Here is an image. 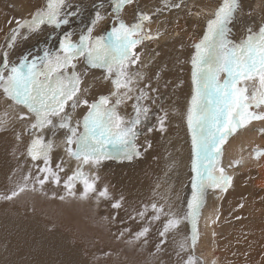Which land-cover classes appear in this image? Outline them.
<instances>
[{
  "label": "snow or ice",
  "instance_id": "6c2138e0",
  "mask_svg": "<svg viewBox=\"0 0 264 264\" xmlns=\"http://www.w3.org/2000/svg\"><path fill=\"white\" fill-rule=\"evenodd\" d=\"M135 2L110 0L111 13L115 18L107 35L94 34L97 26L109 15L102 11L101 4L78 39H73L75 33L67 32L59 43L58 51L45 50L42 56L31 58L25 55L17 62L10 59L9 50L15 48L19 39H28L29 34L38 33L45 25L53 28L67 25L69 16L76 15L78 10L67 0H47L45 6L37 8L28 18L13 17L8 21L15 27L9 29L4 50L0 51V96L19 109L17 119L30 124L25 129L31 136L27 156L34 162L36 173L29 171L9 193L0 194V199L11 201L28 191H42L49 183L63 187V195L53 193V198L61 201L92 197L113 199L107 186L97 188V170L105 160L131 161L134 156L141 155L136 144L138 125L151 111L145 103L152 99L150 92L158 91L152 88L150 80L144 83L146 76L139 70L138 47L162 35L159 30L153 34L149 27L153 15L161 9L157 8L155 13L139 11L135 22L126 23L119 14L125 6ZM184 4L185 0H173L171 4L166 0L164 6L180 9ZM240 11V0H219L214 10L205 16L206 27L202 37L192 45V93L186 114L191 134L192 171L195 173L192 196L183 218L171 213L170 209L166 212L162 204H151V220L164 218L163 228L159 231L160 244L165 242L164 238L170 231L178 228L181 219H187L192 225L191 246L194 249L197 219L206 192L209 189L226 192L233 179L221 163L223 145L253 121L264 122V22L258 30L247 27V35L236 42L230 38L229 25ZM196 15L199 17L202 13L197 11ZM81 63L88 66L84 72L78 71ZM89 69L102 70L103 79L113 86L109 94L89 99L88 89L83 86ZM129 100L133 101L134 117H126L119 110ZM78 108H83L84 112L75 118L72 113ZM166 119L167 112L158 118L161 133L166 131ZM7 123V120L0 119V129H6ZM61 131L64 152L69 161L76 162L71 174L65 176L61 173L68 172L65 167L67 161L61 160L52 166L51 155L56 145L46 136L48 132L56 136ZM260 131L264 132V128ZM17 139H20L19 135ZM261 157H264V149L254 150V158L259 160ZM240 163L236 160L228 167ZM78 184L82 187L79 193L76 191ZM122 201L121 196L112 203V208L119 210ZM147 209L145 205L144 211L136 215L144 218ZM125 231L130 232V229L121 231L119 236L123 237ZM149 231L147 226L141 228L134 233V240L146 244ZM159 247L157 245L158 250ZM180 247L184 249L185 244ZM183 264H198V261L189 254Z\"/></svg>",
  "mask_w": 264,
  "mask_h": 264
},
{
  "label": "rangeland",
  "instance_id": "374dc122",
  "mask_svg": "<svg viewBox=\"0 0 264 264\" xmlns=\"http://www.w3.org/2000/svg\"><path fill=\"white\" fill-rule=\"evenodd\" d=\"M99 2V5H103V9L106 7L110 10H102L109 15L102 24L97 26L94 34L107 35L111 31L115 16L111 13L110 4L102 3V0ZM165 2L166 0H136L134 4L125 6L119 14L121 19L131 24L135 22L134 16L137 12L155 13L159 8L161 11L153 16L160 15L159 18H163L169 36H176L162 40L159 47L152 52L146 50L147 41L138 47L139 70L146 76L144 83L150 80L152 88L158 90L150 92L152 99L145 103L151 111L147 119L142 118V123L138 125L139 135L136 144L141 155L134 156L131 161L105 160V163L97 170L99 180L96 186L98 189L107 186L113 197L112 200L92 197L83 200L67 198L61 201L58 198H53V193L57 196L63 195V187H57L51 183L46 184L42 191H28L11 201L0 199V210L6 211V208L10 207L12 210L8 209L13 215H19L20 219L29 221L24 230L22 225L19 228L14 226L13 229H7L9 235H3L8 239L0 242V248L4 249V252L0 251L1 264H22L25 262L26 264H61L62 262V264H78L77 262L80 264H183L189 254L194 255L190 246L192 225L187 219H181L178 228L166 235L163 244H160L162 238L159 236V231L163 228L164 218L162 217L160 221L151 220L153 215L151 204L153 202L164 205L166 212L170 209L171 213L183 218L188 211L187 201L192 196V181L195 176L191 166L192 145L187 143L189 139L191 140V134L186 121L187 107L192 93L191 56L194 54V48L193 44L172 32L177 25L186 30L189 25L194 26V24L189 23L188 18H177L173 14L176 9L166 8ZM167 2L171 4L173 0H167ZM41 3L44 6V0H37L34 9L36 10ZM89 3L87 0L83 4L88 6ZM184 6L186 5L184 4ZM13 10L15 9L11 7L10 0H0V14H7L5 16L7 22L13 17L19 18ZM85 14L83 11L82 15ZM241 17L243 21L249 18L247 23L249 26L255 25L254 30H258V26L261 24L251 19L252 13L244 15L240 11L232 25L229 26L230 38H235L236 40H233L237 42L239 39L233 28L237 22H240L238 19ZM72 18L75 19V17ZM197 22L201 34L205 31L206 26L200 25V21ZM88 23L90 24V22ZM89 24L85 21L84 25L86 26L75 31L76 35L73 36V39H78V35L85 31ZM154 24L155 20L153 19L151 25ZM14 26H10L2 34L3 27L0 25V38H5L9 34V29ZM46 31L54 32L49 29ZM60 41L61 39L58 41L57 48L53 50L54 52L59 50ZM50 43L54 42L51 40ZM44 51L39 55L42 56ZM19 53L13 55L11 59L13 62H17L25 56L23 55L24 51H19ZM157 53L159 54L157 55ZM17 54L19 57H14ZM26 55L29 58L33 56L29 53ZM11 56L10 53V58ZM87 67L86 64L81 63L78 66V71L84 72ZM95 73L98 76L92 77ZM83 86L88 89L89 99L107 95L113 90L111 83L103 79V72L100 69H89L84 77ZM9 103L0 96V119L8 121L6 129H0V134L3 135L7 143L4 155L8 165L5 174L0 179V194L9 193L29 171L33 174L36 173L34 162L27 156V147L31 138L25 129L29 128L30 124L27 121L16 119V117L9 119L12 112L15 109L17 111V108L8 110ZM132 104L131 100L122 104L119 109L121 114L126 117H134ZM83 112V108H78L72 114L78 118ZM165 112H167L166 131L161 133L158 130L157 121ZM150 128L152 131H148ZM255 128L260 131L264 126H255ZM260 133L264 132L260 131ZM57 134L60 138L57 139L58 141L52 133H46L47 138L53 139L56 145L51 155V163L55 167L61 160L67 161L65 167L68 172L61 173L62 176H65L71 174L76 162L69 161L66 153L62 152L64 149L61 143L63 134L59 132ZM18 135L20 136L19 140L17 139ZM188 145L189 150L187 149ZM256 149H264V147L259 146ZM69 164L72 165L67 166ZM41 166L43 165L41 164ZM260 178L254 168L238 169L228 190L219 194L217 198L219 204L218 232L197 236L195 245L199 243L211 249L215 255L216 264L264 263V211L257 212V209L264 206V188H259V185H256ZM29 187L31 188V184ZM37 187L39 188L38 185ZM76 191L77 193L82 191L79 184ZM121 196L123 197L122 207L119 210L113 209L112 203L120 199ZM145 205L148 206V209L145 217L141 218L136 213L144 211ZM33 220L38 225V228H34L35 231L32 230ZM249 223L253 226H249ZM246 225L249 226L246 227L247 230ZM2 226L4 224L0 225L1 229H3ZM145 226L150 228L146 244L143 241H135L133 238L134 233ZM125 229H130V232L125 231L124 236L120 237L119 233ZM34 237L39 238V245L44 246L45 250L41 252L36 250ZM227 239H233V246H225L224 242ZM42 241L45 242L42 244ZM240 243H242L244 257L233 250ZM181 244H185L184 249H181ZM157 245H160L159 250ZM54 246L56 247L53 248ZM22 247H25L26 250ZM252 247H255V250ZM61 250L67 257H60ZM262 252L263 256L260 255ZM177 253L180 255L178 256ZM252 254L255 256L253 257ZM258 255L262 258H259ZM195 257L198 264H204L201 256L196 255Z\"/></svg>",
  "mask_w": 264,
  "mask_h": 264
},
{
  "label": "bare ground",
  "instance_id": "6f19581e",
  "mask_svg": "<svg viewBox=\"0 0 264 264\" xmlns=\"http://www.w3.org/2000/svg\"><path fill=\"white\" fill-rule=\"evenodd\" d=\"M46 2H47V0H44V6H45ZM67 2L70 5H72L74 9L78 10L76 15L69 16V21H70L69 24L61 25L60 28H53L51 26L45 25V26H42L41 31H39L38 33L29 34L28 39H19L16 43L15 48H14L15 50L14 49L9 50L10 53L12 54L10 59L13 58L14 54H16V53L20 54L19 51L20 52L24 51L23 55H26L29 53L33 56H36V53H38L37 55L42 54L41 52L43 50H46V49L50 52H54L53 50H55V48H57V46H58V41L60 39L62 40V36H64L65 33H67V32L75 33V31H78L79 29L81 30L83 27L86 26V25H84L85 21L87 24H89L88 22H90V20L92 19L94 12H95V9L100 4L99 0H95V1L94 0H88V2H90L88 4V6L83 4L84 2H87V0H67ZM216 2H218V0H186V2H185L186 6L183 5L182 10L176 9L173 14H175L177 16V18H188V22L191 24H194V26L189 25V27L186 30H184V28H182L180 25H177L172 30V32L176 33L177 36H182V38L190 44H193L194 42H198V40L201 38L203 33L200 34L199 23L197 21H200V25L206 26L205 16L207 14H210L212 12V10H214V8L217 5ZM102 3L110 4V0H102ZM240 3H241V12H243L244 15L245 14L248 15V14L252 13L251 19L254 20V22H256V23L257 22H259V23L264 22V11H262V6H264V0H240ZM10 4H11V7H13L15 9L13 11H15L18 14V17L28 18L30 16V14L35 11L34 8L36 7L37 0H10ZM136 5L138 6V4H136ZM41 7H43V3H41V5L38 6L37 8H41ZM70 10H72V9H67L66 11H70ZM102 10L103 11H109L110 9L105 7ZM83 11L86 13L85 15H82ZM197 11H200L202 13V15H200L198 17L196 15ZM132 13H134V11H132ZM5 16H7V14H0V19L4 21V23H2V27H3L2 34L7 31V28L15 25L14 23L10 25L6 21ZM72 17H75V19H73ZM88 17H89V20H88ZM159 17H160V15L153 16V19L155 20V24L153 26L150 24L149 27L152 29L153 34H155L157 32V30H159V32L162 33V35L160 36L159 39H154L152 41L146 42V50L148 52H152V51H154L155 48L159 47V44L162 42V40H166L167 38H175L176 37L174 35L172 37L169 36L167 26L165 23H163V18L162 17L159 18ZM248 19L246 18V20L243 21L242 17L239 18L238 20L240 22H237L233 28L235 30L234 33H235L236 37L239 39V41L246 36L247 27H252L254 29L255 25H252V26L248 25V23H247ZM87 20H88V22H87ZM134 20H135V16H134ZM251 24H253V23H251ZM230 25H232V24H230ZM46 29L53 30L54 32L49 33L48 31H46ZM66 29H68V30L65 31ZM46 33H49V34H46ZM233 39H235V38H233ZM51 40L54 43H50ZM4 41H6V37L0 38V49H1V51L4 50V45H5ZM12 51H13V53H12ZM18 54H17V56H14V57H19ZM95 76H98V74L95 73V74H93L92 77H95ZM14 108H16V106L10 105V103L7 106L8 110H12ZM15 110L8 117L9 119H12L13 117H16V119H17L19 109L17 108V111H15ZM255 126L262 127V126H264V122L253 121L251 124L247 125L246 127L239 129L236 133H234L231 137H229V139L223 145L224 151H223V156L221 157V163L226 168L228 174L231 175L232 177L236 176V172L240 168L244 169V170L254 168L257 171L258 175L261 177L259 180H257L256 185H259V188H264V157H261L259 160L254 158V150H256V148L259 146L264 147V133H260L259 129L255 128ZM59 133H62V131ZM0 135H1L0 136V179H1V177H3V175L6 172V170H7L6 167H8V165H7V162L5 159V155H4V151L6 149L7 143L5 142V138L3 137V135L2 134H0ZM30 138H31V136H30ZM55 139L56 140L60 139L58 134H56ZM187 143L190 144V146H191V140L190 139L188 140ZM187 149L188 150L190 149L189 145H188ZM62 152H64V149L62 150ZM185 154H186V152L184 153V156H185ZM190 157H192L191 154H190ZM186 158H187V156H186ZM236 160L241 161V163L238 166L229 168L228 167L229 164L232 163L233 161H236ZM106 164H105V166H107ZM70 165H72V164H69L67 166H70ZM221 193H222L221 191L214 190V189H212V191H211V189H209L206 192L204 202L201 206V209H200V212L198 215V219H197V236H199V235L202 236L204 234H206V235L214 234V233L218 232L217 219L219 216V213H218L219 204L217 202V198H218V195ZM185 196H186V194H185ZM186 201H187V199H186ZM8 208H10V207H8ZM8 208H6V211L4 209L0 210V225L4 224V226H2L3 229L0 228V242L8 239V237H6V236L3 237L4 234L9 235L8 231H7L8 228L13 229L14 226L19 228V226L22 225L23 230H24V227H26V225L29 223V221L20 219L19 215H13L12 212ZM263 211H264V206H262V208H260V209H257L258 213L263 212ZM5 213H7L8 215H6ZM33 222H34V226H33L32 230H34V228H38L36 221L33 220ZM248 225L251 227L253 226L251 223H249ZM248 225H246L245 228L249 227ZM246 230H247V228H246ZM246 232H248V231H246ZM33 239H34V244H36V246H37V248H36L37 251L41 252V251L45 250L44 246L39 245V238L36 239L34 237ZM232 241H233V239L232 240L227 239L224 242L225 246L226 247L233 246ZM43 242H45V241H42V244H43ZM252 245H254V244H252ZM190 246H191V244H190ZM245 246H246V244H245ZM49 247H50V245H49ZM55 247L56 246H54L53 248H55ZM22 248H25V247H22ZM191 248H192V246H191ZM253 249L255 250V247ZM25 250H26V248H25ZM192 250L194 252V256L199 255L203 258L204 264H216L215 263V255L211 249L206 248V247H204L198 243L197 245H195L194 249L192 248ZM233 250L235 252H237L238 254H240L242 257H244V254H243L244 251H243L242 243H240L236 247H234ZM254 250H252V251H254ZM0 251L4 252V249L0 248ZM61 252H62V255H60L61 258L67 257L66 254L63 252V250H61ZM252 255H253V257L255 256V254H252ZM260 255L263 256V252L260 253ZM22 256L24 257V255H22ZM261 256H259V258ZM236 260H238V257H236ZM77 263L80 264L79 262H77ZM0 264H1V260H0ZM22 264H26V262L22 263Z\"/></svg>",
  "mask_w": 264,
  "mask_h": 264
},
{
  "label": "crops",
  "instance_id": "0c3cea01",
  "mask_svg": "<svg viewBox=\"0 0 264 264\" xmlns=\"http://www.w3.org/2000/svg\"><path fill=\"white\" fill-rule=\"evenodd\" d=\"M2 23H4V21L3 20H0V25H2Z\"/></svg>",
  "mask_w": 264,
  "mask_h": 264
}]
</instances>
